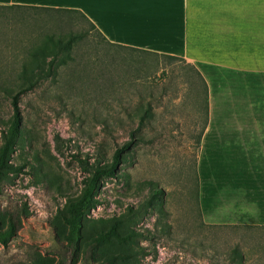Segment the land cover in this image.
<instances>
[{
    "label": "rangeland",
    "instance_id": "374dc122",
    "mask_svg": "<svg viewBox=\"0 0 264 264\" xmlns=\"http://www.w3.org/2000/svg\"><path fill=\"white\" fill-rule=\"evenodd\" d=\"M52 17L32 7L0 10V154L18 73L40 74L16 98L19 134L3 155L11 169L0 178V264H124L117 256L126 254L128 264H264V228L200 220L205 110L194 73L180 61L110 45L93 30L68 60L70 50L49 38L77 27ZM130 133L132 144L114 174L98 178L94 204L70 234L68 201ZM231 151L224 167L241 173L239 150Z\"/></svg>",
    "mask_w": 264,
    "mask_h": 264
},
{
    "label": "crops",
    "instance_id": "0c3cea01",
    "mask_svg": "<svg viewBox=\"0 0 264 264\" xmlns=\"http://www.w3.org/2000/svg\"><path fill=\"white\" fill-rule=\"evenodd\" d=\"M59 1L14 4L66 5ZM72 7L110 43L195 67L206 86L196 157L200 220L264 228V0H78ZM231 150H239L241 173L224 167Z\"/></svg>",
    "mask_w": 264,
    "mask_h": 264
},
{
    "label": "trees",
    "instance_id": "16d2710c",
    "mask_svg": "<svg viewBox=\"0 0 264 264\" xmlns=\"http://www.w3.org/2000/svg\"><path fill=\"white\" fill-rule=\"evenodd\" d=\"M15 7H32L34 9H40L42 11L48 12L52 14V20L54 22H62L64 25L77 27L75 32H69L67 37L65 39H61V37L56 36V38H49V42L54 43L60 48L67 49L69 52L66 55L68 60H74L77 58L75 54H71L73 48L77 46V42L80 38L84 37L90 30H93L96 34L100 35V37L108 44L118 46L125 49H131L135 51H139L142 53H148L155 56H161L169 60V62L173 60L180 61L182 64H184L186 67L191 70L195 77L198 78L199 84L202 87L203 92V101H204V110L206 111V86L205 83L200 75V73L195 69V67L189 63H187L183 58L177 57L174 55L169 54H163V53H156L148 50H143L139 48H134L130 46H124V45H118L108 42L104 36L99 32V30L95 27V25L77 8H70V7H47V6H34V5H21V4H0V10L3 9H13ZM67 16V20L65 22L62 21V18ZM83 21L87 24L88 28L78 27V23L80 21ZM71 29V28H70ZM73 30V28H72ZM40 77L39 72H32L28 71L25 67H22L18 73L19 82H17L15 85L16 90L10 94L11 96V104L13 108V114L12 117L8 123V131L6 136H4L3 140V147L0 154V178L3 175V169L5 171H9L11 169L10 165L6 162V160L3 158V155L6 153V148L10 146L13 141L14 137L19 134V116L17 115V109H16V98L24 94L28 91H31L35 86H37V78ZM204 111V114H205ZM142 121V117L139 118V122ZM204 125V122H203ZM197 135V145H198V139L200 137V133L202 130V127ZM133 142L132 133H130V139L125 141L119 148L115 149L111 156V162L107 167H99L96 166L93 168L91 175L86 181V186L81 192V194L77 198H73L70 201H68L69 205V215L66 217V222L68 223L70 234L74 233L78 229V223L81 219L82 212L86 208H90L94 204V198H93V191L96 187V183L98 178L101 175H113L116 165L120 162V155L123 153V151L130 147V145ZM6 173V172H5ZM119 261H121L124 264H128L130 262L131 256L129 254L126 255H118ZM113 261V260H112ZM59 264V263H57Z\"/></svg>",
    "mask_w": 264,
    "mask_h": 264
}]
</instances>
